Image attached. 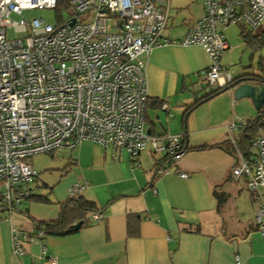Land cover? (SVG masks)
<instances>
[{
    "label": "crops",
    "instance_id": "1",
    "mask_svg": "<svg viewBox=\"0 0 264 264\" xmlns=\"http://www.w3.org/2000/svg\"><path fill=\"white\" fill-rule=\"evenodd\" d=\"M168 8L161 36L169 44L141 56L148 95L145 126L159 144L166 136L178 135L185 150L181 160L168 163L148 148L136 164L127 151L102 149L89 141L77 144L69 150L74 151L69 162L56 168L61 171V181L51 189L50 202L31 199L24 202L25 211L17 210V206L11 213L0 207V264H264V238L255 221L233 219L234 207H239L235 194L245 185L255 204L254 220L261 203L248 180L232 174L242 157L254 156V139L247 153L239 148L244 126L231 133L227 130L231 123L247 121L236 109L241 102L234 99V88L185 114L196 98L233 77L231 59L223 58L233 52L230 42L249 26L218 27L228 45L220 58L223 76L218 83L207 85L200 76L210 64L207 53L201 46L180 44L187 28L204 15L202 0H168ZM263 32L264 28L250 37L253 47L262 44L255 37ZM197 85L205 90L202 95ZM263 132L264 128L258 136ZM227 140L236 149L235 157L218 148L191 150ZM67 165L70 168L66 170ZM161 167L169 172L158 174ZM181 173L187 177H180ZM39 178L32 184V194L46 187L45 183L39 185ZM240 180L243 186L238 190ZM74 185L82 188L76 196L93 201L97 212L85 216L88 223L72 233L46 235L37 224L58 220L61 204L73 197L69 191ZM96 213L101 217L93 220ZM12 229L26 235L21 240L22 256L13 253ZM40 231L42 237L38 236Z\"/></svg>",
    "mask_w": 264,
    "mask_h": 264
},
{
    "label": "built area",
    "instance_id": "2",
    "mask_svg": "<svg viewBox=\"0 0 264 264\" xmlns=\"http://www.w3.org/2000/svg\"><path fill=\"white\" fill-rule=\"evenodd\" d=\"M59 1L0 0V207L9 213L32 195L38 171L30 158L36 154L71 151L83 141L127 151L136 164L148 148L171 164L185 153L178 135L166 136L159 144L145 126L148 95L141 56L170 42L161 36L168 0H63L72 13L55 26L42 18H12L26 10H53ZM202 4L203 17L187 28L180 44L205 50L210 64L200 76L214 85L223 76L220 58L228 48L218 27L257 28L264 22V0ZM10 28L20 36L10 38ZM243 126L238 120L227 130ZM251 149L254 156L242 157L232 174L246 178L260 198L255 224L264 238V132L251 142ZM167 172L166 167L158 169V174ZM81 190L74 185L69 193L76 197ZM100 217L92 215L93 220ZM11 232L13 253L22 256L26 235Z\"/></svg>",
    "mask_w": 264,
    "mask_h": 264
},
{
    "label": "rangeland",
    "instance_id": "3",
    "mask_svg": "<svg viewBox=\"0 0 264 264\" xmlns=\"http://www.w3.org/2000/svg\"><path fill=\"white\" fill-rule=\"evenodd\" d=\"M61 4L63 5H61L57 10H26L22 12V15H14L12 18L17 21L21 18H24L27 21H31L32 19L36 18H42L44 22L49 23L53 26L59 25L64 18L69 17L72 13V9L70 7L64 6V1H62ZM263 28L264 22H262L261 25L256 29L246 27V32L244 33L246 37L240 34L238 38L230 42L233 48V52L229 55H225L223 60L228 61L229 59H231L233 66H231L229 70H232L234 72L232 74L233 77H237L244 73H261L262 70L264 71V43H262L258 47H253L247 43L248 41H250L251 36L259 34ZM7 33L10 38L20 36L19 34H16L14 32V29L12 28L8 29ZM197 88L201 89V95L205 92V90L198 85ZM237 102H241V105L236 109L242 114L243 118L250 120L256 117L257 111L255 110L254 105L252 104V101L250 99L243 98L237 100ZM71 155L74 156V151L70 152L69 150H59L53 157L47 154H36L30 158L31 165L39 172V185H41L42 183L46 184V187L40 189L37 188L34 195L45 197L51 200V189L54 188V186H57V184L61 181L59 175L61 174V171L57 170L56 168L61 169L64 165H66V163L69 162V157ZM71 163H73V161H71ZM68 165L65 166L66 170L67 168H70V165ZM242 186L243 182L240 180V182L237 184V189L240 190ZM242 190L243 191L241 193L238 191L235 194V202L239 203V207L237 209L236 207H234L233 212L235 218L233 219L255 221L253 217L255 204L251 200V194L248 191L246 185L242 188ZM24 202H22L17 207V210L25 211L27 205ZM231 204L233 206L235 205L233 201L231 202Z\"/></svg>",
    "mask_w": 264,
    "mask_h": 264
},
{
    "label": "trees",
    "instance_id": "4",
    "mask_svg": "<svg viewBox=\"0 0 264 264\" xmlns=\"http://www.w3.org/2000/svg\"><path fill=\"white\" fill-rule=\"evenodd\" d=\"M62 1L63 0L59 1L57 7L54 10H57L61 6ZM244 33L242 32V35H244ZM244 37H246V35H244ZM255 38H257V40H259L261 43H264V32ZM247 43L252 46L251 39ZM244 82H251L257 85L264 86V73L262 75L255 73H248V74L239 75L237 77H232L222 87H218L217 89L211 92L205 93L202 97L196 98V100L186 108L185 114L186 115L190 114L197 106L207 101L214 95L229 91L230 89L235 88ZM146 108H147V104H146ZM263 128H264V103L261 109L257 111L256 117L247 120L244 123V127L240 131L239 148L242 152L247 153L249 149L250 141L255 139V137L258 136L259 132ZM213 148L221 149L233 157L236 156V149L232 146V144L228 140L221 143H216L214 145H203L201 147L193 148L191 150L202 151ZM31 199L50 202L49 199L41 196H36L34 194L27 197L24 201H29ZM94 212H97V209L93 201L83 198L82 196L69 197V199L63 202L60 206V214L57 221L43 223V224L40 223L37 225L39 228L41 229L43 228L46 235L52 234V235L62 236L65 234L72 233L73 230H71V227L76 225L78 222H81L82 224L81 226H85L88 222L84 220V217Z\"/></svg>",
    "mask_w": 264,
    "mask_h": 264
},
{
    "label": "water",
    "instance_id": "5",
    "mask_svg": "<svg viewBox=\"0 0 264 264\" xmlns=\"http://www.w3.org/2000/svg\"><path fill=\"white\" fill-rule=\"evenodd\" d=\"M235 100L242 98L251 99L256 111H259L264 102V86L257 85L251 82H244L233 90ZM81 222L71 227V230L76 231L80 228Z\"/></svg>",
    "mask_w": 264,
    "mask_h": 264
}]
</instances>
